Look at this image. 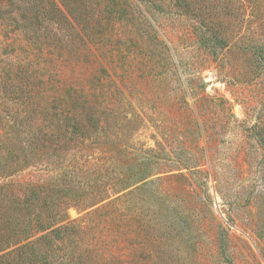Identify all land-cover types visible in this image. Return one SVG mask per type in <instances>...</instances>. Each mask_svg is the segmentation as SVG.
<instances>
[{
	"label": "rangeland",
	"instance_id": "1",
	"mask_svg": "<svg viewBox=\"0 0 264 264\" xmlns=\"http://www.w3.org/2000/svg\"><path fill=\"white\" fill-rule=\"evenodd\" d=\"M0 14V126L11 135V106L38 137L33 153L6 143L18 157L0 182L58 183L112 264H264V0H0ZM17 67L41 80L42 114L11 104Z\"/></svg>",
	"mask_w": 264,
	"mask_h": 264
},
{
	"label": "trees",
	"instance_id": "2",
	"mask_svg": "<svg viewBox=\"0 0 264 264\" xmlns=\"http://www.w3.org/2000/svg\"><path fill=\"white\" fill-rule=\"evenodd\" d=\"M52 4L50 5L53 6ZM65 10L68 12V7H65ZM45 12L46 9L34 11L26 16L11 17L10 21L17 24L16 19H19L26 25L38 24L40 15ZM59 16L63 20L68 15L64 9H61ZM0 18L8 17L0 14ZM72 28L75 31V26ZM79 29L81 28L78 27ZM21 30L29 38L40 39L41 33H38L36 28L24 26ZM252 49L257 62L264 68V45H255ZM15 76L18 82L12 84V90L4 83L2 87L5 90H11L15 100L11 104L19 101L20 109L25 106L30 116L39 112L42 114V103L32 97L33 89L41 80L35 73L23 67L16 68ZM9 108L10 121L13 120L14 124L9 128L10 136L0 126V154L6 153L5 156L0 155V180H5L13 174L14 171L7 161L9 159L13 161L18 157L6 143H18L19 138L24 135L25 143L20 145L19 149L33 153L38 141L36 133L30 132L28 127L22 125L21 120H17L16 114L20 110L13 112V108L11 106ZM3 111L5 109H0V119L3 117ZM47 134L53 135L45 133V136ZM258 142L264 148V139L259 138ZM59 187L58 183H52L50 186L42 182L25 184L22 187L10 180L0 182V264H112L110 258L109 260L107 258L109 255L105 253V247L101 243H88L82 239L79 235L80 228L69 221L66 213L69 206L65 199L66 192L64 191L63 195ZM85 191H81V194H85ZM79 193L77 190L73 196Z\"/></svg>",
	"mask_w": 264,
	"mask_h": 264
}]
</instances>
